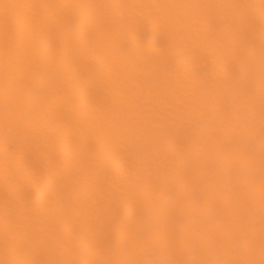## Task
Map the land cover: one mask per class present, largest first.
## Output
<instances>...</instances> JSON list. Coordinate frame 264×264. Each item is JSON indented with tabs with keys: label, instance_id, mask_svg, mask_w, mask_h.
<instances>
[{
	"label": "bare ground",
	"instance_id": "obj_1",
	"mask_svg": "<svg viewBox=\"0 0 264 264\" xmlns=\"http://www.w3.org/2000/svg\"><path fill=\"white\" fill-rule=\"evenodd\" d=\"M0 264H264V0H0Z\"/></svg>",
	"mask_w": 264,
	"mask_h": 264
}]
</instances>
